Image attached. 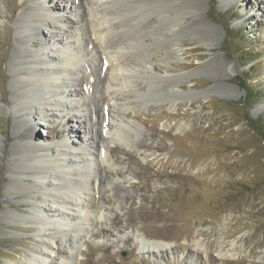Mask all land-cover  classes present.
I'll list each match as a JSON object with an SVG mask.
<instances>
[{
	"label": "rangeland",
	"instance_id": "rangeland-1",
	"mask_svg": "<svg viewBox=\"0 0 264 264\" xmlns=\"http://www.w3.org/2000/svg\"><path fill=\"white\" fill-rule=\"evenodd\" d=\"M56 1L66 9L0 0V264H264V0H193L159 39L177 57L161 62L156 45L160 69L136 72L134 81L152 76L159 91L144 88L135 106L115 97L111 77L96 87L106 76L100 49L77 0ZM35 12L51 24H36ZM178 28L202 36H176ZM28 35L38 44L22 42ZM42 67L54 73L49 89L73 92L45 105L49 119L37 102L17 110L20 80ZM77 119L80 146L68 134ZM27 146L40 148L23 155ZM57 159L71 165L52 168ZM58 195L74 203H57ZM100 228L111 236L95 235Z\"/></svg>",
	"mask_w": 264,
	"mask_h": 264
},
{
	"label": "bare ground",
	"instance_id": "bare-ground-1",
	"mask_svg": "<svg viewBox=\"0 0 264 264\" xmlns=\"http://www.w3.org/2000/svg\"><path fill=\"white\" fill-rule=\"evenodd\" d=\"M45 1L48 2L49 5L48 10L52 12L57 10L64 11L66 9L67 4L65 5L63 0H60L63 3H57V1L55 2V0H45ZM77 3L79 4V12L81 11V15H82L81 22L84 23V26L87 32L89 33L90 38L88 40L91 41V44L94 45V47L100 49L101 59L105 61L104 64L106 68V74H105L106 76L105 78H100L97 80L96 87L100 85L103 86L105 84L107 77L108 78L111 77L110 78V81L112 82L111 84H113L116 88L114 92L116 95L115 97L118 100H121L120 102L129 101V103L132 106L134 105V103L137 102L136 98H139L140 91L143 90L144 88L146 90L148 89L149 93L158 92L159 89L157 83L155 82L156 80H153L154 77L150 76L149 78L144 79L143 81H141V83L138 84L136 81L137 77H139L137 73H139L142 68H146L148 72L152 70L160 69L161 67L160 64L153 62L151 58L153 54V49L155 48L156 45L161 46V55H162L161 62H168L170 59H175L177 57L178 54H176V52H174L173 49L171 48H170L171 50L167 49L168 46L166 43L168 42L165 43L163 42V40H159V39H163L162 36L166 37V30H168V28L173 30L175 29L176 25L180 23V17L182 15H185L184 13L187 14L185 9L194 7L193 0H77ZM30 18H33V21L36 22V24L39 21V19L41 20L42 24L45 25L47 24L49 25V23L51 24V22H49L47 19H43V20L41 18L38 19L36 17V12L35 14L31 13ZM65 19H67V21L70 23L77 22L71 16H64V20ZM33 21L29 22V31L31 32L33 31L32 27H34L32 26V24L34 23ZM25 22H26V18H25ZM40 33L41 32L37 30L38 37L41 36ZM179 33L180 34L187 33L188 35H193L192 37L202 36V34L200 35L199 32L196 31V29L195 30L188 29V31L184 29L181 30L179 29L175 33L176 36L180 35ZM52 34L55 37L57 33H55V31L52 30ZM29 35L31 36V34ZM29 35L23 37L22 42H29L32 45H37L38 42L36 40H33ZM53 40L57 42V36L55 37V39L53 38ZM49 43L50 42L47 41L46 39V44ZM184 53L185 51L183 52V54ZM149 57L151 62H149L148 64V61H150ZM57 58L58 57L55 55L52 59L54 60V66H53L54 68L55 67L58 68L57 65L60 64V57L58 59ZM15 62L16 60L14 59L13 63L15 64ZM222 64H225V62H222ZM21 65L23 68L28 67V66L24 67L23 63ZM216 66L217 67H215L214 69H218L221 67V59L217 60ZM28 68L31 71L30 67ZM40 71L41 74L39 73ZM43 71H44L43 67L39 68V71L37 70L39 74L36 76V78H31L30 80H25V81L20 80V84L22 85V90H24L21 93V95H23L21 96V103H23L22 100L25 97L26 99L25 101L26 103H28V105H24L20 103L17 105L19 106L17 110L20 111L24 109H31L33 107V104L37 102V104L35 105H38V107L41 109L43 117L49 119L50 114L47 113V107L45 105L53 103L55 97H57V99H63V98L68 99V97L70 96L73 97V92L71 89L66 91L65 89H61V87H58L59 89L56 90L49 89L48 87H51L53 83H56L55 78L54 80L50 78L51 75H53L54 73L45 74ZM208 72L209 69H207V67H203L199 70V73H203V74L205 73L208 74ZM133 78H136V80L134 81ZM184 78L185 76H181L177 81L181 82V84L182 83L184 84V82L186 81L183 80ZM82 83H85V81ZM182 86L181 88H183ZM45 87H47V90ZM29 88L31 89V91H28ZM3 100L7 101L5 97H3ZM78 102H80V107H81L79 110L83 111L85 107L84 99L81 98L78 100ZM99 102H97V105L94 104V109L98 117V123H102L101 118L103 116H101ZM70 103L71 104L73 103V101H71V98H70ZM110 108H109V116L112 117L115 111L114 109H110ZM137 111L135 110V112ZM27 114L32 116V118L35 120L36 117L35 114L31 113V111L29 112V110L27 111ZM53 114L55 115V113ZM79 118L81 119V116H79ZM76 122L78 123V127L77 126L68 127V132H69L68 134L72 136L71 142L72 145L74 146L79 145V143H77V136L82 130V121L77 119ZM108 124L110 128H113L114 130L115 126L113 127V124L110 122ZM35 127H36L35 124L34 126L32 124V126H29V131H27V133L25 134L21 133V134L22 135L24 134L23 136L27 137V139L30 141L31 139H34L33 134L36 133L34 132ZM124 130L125 129H123V131ZM119 133L121 132L119 130H116L114 132V135L119 137L121 135ZM42 146H44V144H42ZM31 148L33 147L27 146L26 148H23L22 150H24L23 152H25L23 155H26L31 151H35V149L38 150L40 147L38 148L36 146L34 150ZM40 160L42 161L40 163L42 167L49 166L46 159H40ZM51 164H52V168H55V166L66 168L67 165L69 166L71 165L68 164L65 159L64 160L57 159L56 162ZM30 167L31 166L29 167L27 166L26 168H30ZM110 169L111 172L114 173L115 169L111 167ZM120 173L123 172L120 171ZM60 176L63 177L62 174ZM55 184L56 183H54V185ZM69 186L71 187V185ZM72 188L73 190L77 189L75 187ZM116 191L118 195L121 194L120 190H116ZM67 197L69 196L58 195L56 196L55 200L57 203L66 204V205L74 203L72 200H69ZM108 199L112 201L111 197H108ZM113 219L114 220L119 219V216H116ZM59 224L65 225V222L62 221ZM95 230L96 231L94 232V234L97 236L100 235H106L107 237L111 236V232H109L108 230L101 228L99 230L97 229Z\"/></svg>",
	"mask_w": 264,
	"mask_h": 264
}]
</instances>
